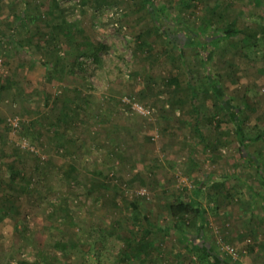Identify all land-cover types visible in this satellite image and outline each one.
I'll use <instances>...</instances> for the list:
<instances>
[{
  "label": "rangeland",
  "instance_id": "obj_1",
  "mask_svg": "<svg viewBox=\"0 0 264 264\" xmlns=\"http://www.w3.org/2000/svg\"><path fill=\"white\" fill-rule=\"evenodd\" d=\"M140 1L57 0L59 9H46L43 0H0V183L9 184L16 148L21 174L31 173L30 186L40 190L15 200L21 214L12 211L0 222V264L34 262L37 248L47 254L41 263L63 264L56 261L60 251L54 239L90 251L83 258L70 249L72 264H206L181 242L175 223L183 222L165 207L193 197L198 186L201 192L194 198L206 220L204 239L217 255L229 262L221 248L230 245L240 252L242 264H264V179L242 159L236 135L238 127L250 137L262 131L245 155L264 160V0H152L156 20ZM20 16L25 21L14 29ZM62 19L72 26L74 48L54 30ZM231 22L241 33L212 49L206 38L220 35ZM172 33L180 48L166 39ZM41 35H57L55 48H46ZM87 41L108 48L100 61L80 55L84 72L76 67L63 74L46 65L51 52L68 63L69 54L88 50L80 47ZM212 81L230 109L208 88ZM191 85L198 92L194 102ZM86 98L94 105L88 116L61 124L58 133L48 124L40 127L44 116L55 117L72 101L83 106ZM24 126L30 130L19 136ZM63 134L72 139L71 154L65 152ZM102 141L119 154L111 159L110 151L94 147ZM61 161L75 166L79 183L63 177ZM95 161L112 186L90 194L85 184L90 185L88 175L96 176ZM37 166L42 168L39 185ZM26 182L19 178L15 184L24 189ZM53 182L61 194L68 186L76 192L78 207L70 206L69 220L60 209L62 195L40 197ZM146 209L160 228L147 237L140 228ZM20 218L24 222L17 228L26 225L22 234L14 230ZM97 239L101 244L95 246Z\"/></svg>",
  "mask_w": 264,
  "mask_h": 264
},
{
  "label": "trees",
  "instance_id": "obj_2",
  "mask_svg": "<svg viewBox=\"0 0 264 264\" xmlns=\"http://www.w3.org/2000/svg\"><path fill=\"white\" fill-rule=\"evenodd\" d=\"M98 1V0H96ZM44 2V7H46V9H51V8H60V5L58 4L57 0H43ZM140 4L142 6L145 7L146 9V13L149 14L152 19L156 20L155 17V11H154V6H153V2L152 0H141ZM182 4H185V2H182ZM161 11H165V6H161L160 7ZM23 21H25L23 19V16H20L19 19L17 20V23L14 26V29L17 28L21 23V25H23ZM25 23V22H24ZM58 28L59 31L62 32V36H65L66 38H68L67 42L70 48H74L75 43L72 41L74 32L72 29V26L67 23L64 19H62V21L58 24L55 25L54 30ZM157 25L155 24V26H153V29H156ZM39 29V28H38ZM203 31V28L201 29ZM241 31L236 28L235 23L231 22L229 25L226 26V28L222 31V33L220 35H216V36H212V37H208L206 38V42L207 44L212 48H216L217 45L226 39L235 37L236 35L240 34ZM34 34V33H33ZM35 35V34H34ZM41 38H38L40 40V42H45L46 43V48H50V45L52 46V44H55V39H57V35L55 36H51L50 39L47 38H43V35H41ZM185 34H184V39L185 38ZM166 39L173 43L175 46H178L180 48V43L177 42V39L173 38V33L172 34H168L166 36ZM180 39V38H179ZM33 43V39L29 40V44ZM19 45V48H22L21 43L18 42L17 43ZM40 44V43H39ZM85 45V49L87 47V51H80L77 53L76 56H73L72 54H69V56L72 58V60L68 61V63H64V59L62 56L56 55V53H52L51 52V57L47 58V61L45 62L46 65L49 67H51L52 69H55V72H61L63 74L66 73H73L74 69L76 67H78L79 69H81V71H85L83 62L79 60V56L83 55L85 57H91L93 60L95 61H100V53L101 51H105L107 50V45L102 44V43H96L93 44L92 42H86V44H80V47L83 48V46ZM55 48L52 46V49ZM2 55V48L0 47V56ZM65 68V69H64ZM57 74V73H56ZM86 78V77H84ZM208 88L210 89V91L215 95L216 99H218L221 103L222 107H225L226 110L230 109V107L228 106V103H226L224 101V92L223 90L220 88L219 84L217 82H208L207 83ZM4 87V86H2ZM190 90H191V99L192 102L195 101V99L198 97L197 94V88L195 85H191L190 86ZM83 106L81 105V102H78L77 104L75 103V101H72L70 104L69 108H66L59 114H57L55 117H52L50 115H46L44 116V118H46L45 121L42 120V125L40 126L41 128H44V125L48 124V126H50L51 130L54 132H57V127L61 126V124H65V125H69V123H71L74 118L76 116H81L83 115V117L88 116V111L90 110L91 112L93 111V107L94 105L92 104V100L89 99H83ZM75 105V106H73ZM78 113V114H77ZM86 114V115H85ZM99 115V114H98ZM101 118H105L106 115L104 113L101 114ZM50 119L49 122H47V120ZM198 117L196 120V125H198L199 121H198ZM98 120V119H96ZM45 123V124H44ZM44 124V125H43ZM30 130L29 126H24L21 129V132H19V136L22 135V133L28 132ZM25 131V132H24ZM21 133V134H20ZM58 133V132H57ZM262 131L257 134L255 137H250V136H246L243 133V130L241 128L238 127V129L236 130V135L238 136V139L240 140L241 144V148H240V153L242 156V159L245 160L246 162H248L249 165H251L252 167H255V169L258 171V176H260V179H264V160H259V158H253V157H249L246 156L245 154H247V148L249 146L250 143L255 142L257 140H260L262 138ZM63 135H67V134H63ZM66 140L68 145H63V147L65 148V152L68 154H71V145H72V139L69 138V136H66ZM61 142V141H60ZM65 142V141H64ZM95 142H98V140L96 139ZM94 147L99 146L100 148L103 147V150L108 152H111V155H109L108 157L114 158L115 156H117L119 153H117L116 148L111 147L109 144L105 143L104 141L100 142V143H95ZM69 149V152H68ZM89 151V148L85 149ZM21 151H19L18 149H14L13 154H14V161H12L10 166L11 169H13V171L11 172L10 176H9V184H4L2 181L0 183V222H2L6 217H9L12 211H18L19 214H21L20 209H19V202H14L15 200H19V198H21V196L25 193L29 194L31 197L37 195L40 193V190L38 189L39 187L35 188V187H31L30 186V182L32 183L33 181V177L32 174L27 172V176H24L23 174H21L22 170L21 168H19V160L21 159ZM91 152V151H90ZM109 152V153H110ZM3 156H5V154H3ZM113 156V157H112ZM246 156V157H245ZM80 157H84L82 155V152H80ZM95 163H93L94 167L93 169V173L96 176L93 175H88L87 177H89V183L90 185L87 186V184H85L86 189L88 188V193L92 194V193H97L99 192L101 189L103 188H109L110 186H112L111 184H109L108 182H106L105 180L108 178L107 175H103L102 172L100 171V166L101 164L98 163L97 161H95ZM59 165H63V169H62V173H63V177L70 180V177L73 178V180H76L77 183H79L80 181H77L78 177H79V173H77L76 168L74 165L69 164L68 162H59ZM47 167V166H45ZM90 168V167H89ZM87 168V169H89ZM36 169H38V174H37V181L35 182L36 184L39 185L40 182V178H41V172H40V166H37ZM263 171V174H262ZM31 172V171H30ZM40 173V174H39ZM98 176V177H97ZM141 176V175H138ZM142 177V176H141ZM24 179L26 180V186L24 187V189H21L19 187L16 186L15 182L17 179ZM143 179H145V177H142ZM48 181V180H47ZM47 181L45 183H47ZM222 184V183H221ZM59 185V184H58ZM58 185H56V182H53L50 186H46L43 188V192H41V198L43 200H47L50 199L51 197L55 198L57 197V193L59 195H62L59 199V203L60 206L62 208L63 211H65L64 214V218L66 219H70L73 218V216H71L73 214L72 209L70 208V206H75V208L78 207V204H74V196L76 194L75 190L70 188V186H68L67 188V192L66 194H61V192H59L58 190ZM248 188L251 190V192H253V188L249 185H247ZM100 189V190H99ZM201 192V187L198 186L195 190H194V196H198ZM74 194V196L72 197V195ZM114 195V194H113ZM193 197H188L185 200L182 199H178L176 202H167L165 204V207L169 213V216L175 219H179L182 220L183 222V226H178L177 223H175V227L177 229V231L181 234V242L184 243V245L186 247H188L189 250H191L192 252L197 253L198 256V262H205L206 264H235V262H233L232 260H230L229 262H226L225 260H223L222 258H220V256L217 255V253L215 252L214 248H212L207 241L204 239V229H205V225H206V220L205 217L203 215V212L201 210L200 207V203L196 200V198ZM98 197V198H97ZM96 198L99 200L100 198H102L101 194H99V196H97ZM61 199V200H60ZM49 201V200H48ZM112 202H114V204L117 202L116 199V195H114V197L112 198ZM32 205H38L41 206L42 204H44L45 202H32ZM48 203V202H46ZM58 203V204H59ZM41 204V205H40ZM18 205V206H17ZM134 209H140V206L137 204V202H131L130 204ZM143 209V208H142ZM141 210V209H140ZM72 212V214H71ZM143 212V210H142ZM142 220H143V227L142 231H143V236L147 237L150 235V233L154 232V230H160L159 227L156 226L155 221L153 220V218L151 217L150 213L148 212V210H144V212L142 213ZM184 220L186 221V226L188 228H195L196 229V234H191L190 232H188L185 227H184ZM20 222H24V218H20L18 220V222L16 221L15 226H14V230L19 232L20 234L24 233L26 230V225H23L22 230L17 228L18 223ZM68 222V221H67ZM63 223H65V220L63 221ZM91 227V226H90ZM85 229V228H84ZM102 231V230H101ZM100 231V232H101ZM94 245H99L101 244V242H99V239L94 240ZM85 246V245H84ZM53 247L56 248V250L60 251V256H56V261L61 262L63 264H72L73 262V257H71V261L68 262V259H70V249H78L77 251H79L81 254L80 256H82L83 258L85 256H87L90 251L89 250H84V248H79V246H77L75 243L74 244H69L68 242L61 240V239H54L53 240ZM98 247V246H97ZM135 247V246H134ZM136 248V247H135ZM43 250L40 248H37V259L34 262H28L27 260H22L21 264H47L46 261H44V263H41L42 260L47 259L46 257V253H42ZM83 263V261H82ZM78 264V263H75Z\"/></svg>",
  "mask_w": 264,
  "mask_h": 264
},
{
  "label": "built area",
  "instance_id": "obj_3",
  "mask_svg": "<svg viewBox=\"0 0 264 264\" xmlns=\"http://www.w3.org/2000/svg\"><path fill=\"white\" fill-rule=\"evenodd\" d=\"M137 107H138V108H137ZM137 107H136V108H137L139 111H142V113H144V114H148V113H149L148 110L144 111V110L142 109V107H140V106H137ZM221 249H222L223 252H225V253L229 256V258H230L233 262H235V264H242V263H241V254H240L239 251L236 250V248H234L233 246H230V245H225V246H223Z\"/></svg>",
  "mask_w": 264,
  "mask_h": 264
},
{
  "label": "crops",
  "instance_id": "obj_4",
  "mask_svg": "<svg viewBox=\"0 0 264 264\" xmlns=\"http://www.w3.org/2000/svg\"><path fill=\"white\" fill-rule=\"evenodd\" d=\"M252 254H253L254 256H255V254H256V255L259 254V253H258V250L256 249V250L252 251ZM246 262H247L248 264H252L251 261H249V260H246Z\"/></svg>",
  "mask_w": 264,
  "mask_h": 264
}]
</instances>
